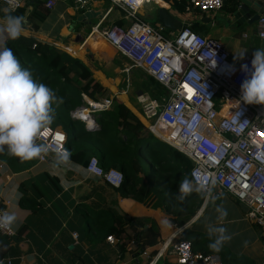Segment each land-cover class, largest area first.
<instances>
[{
  "label": "crops",
  "instance_id": "1",
  "mask_svg": "<svg viewBox=\"0 0 264 264\" xmlns=\"http://www.w3.org/2000/svg\"><path fill=\"white\" fill-rule=\"evenodd\" d=\"M22 3L24 6L26 0H22ZM150 5L142 7L138 15L149 24L155 23L152 24L154 27H162L166 37L174 38L183 26H198L200 33L221 41L236 64L246 55H252L257 48L264 47L263 38L256 32L257 21L252 24L255 34L250 36L247 32L251 24L239 23L225 8L220 12L230 26H240V38L233 36L229 29L223 33L209 31V25L217 24L218 12L204 13L192 9L181 13L171 6L168 12L174 20L173 28L165 26L159 19V8ZM48 9L51 12L40 28L35 30L26 23L22 36L51 44L81 59L101 85L110 91L111 97H116L132 110L144 124L145 130L153 134H146L149 135L144 137L147 142L139 149V155H144L150 170L139 160L144 167L139 173L142 189L137 193L139 198H135L131 194L122 196L118 188L87 170L85 162L91 156L89 150L83 153L85 162L81 163L70 156L67 162H59L57 154L49 152L45 160L38 157L21 161L5 148L0 152V207L15 213L17 222L13 226L16 233L7 236L8 242L0 236V253H5L0 264H7L8 260H12L13 264H144L147 260L142 254L143 250L134 251V244L128 245L125 258H122L119 244L125 239L120 241L115 235V243L107 239L112 234L106 235V229L119 215L125 220L140 217L158 224L159 242L147 248L151 257L164 251V257L158 260V264H178L170 244L176 236L183 237L186 230L189 237L195 238L199 249H210L209 243L215 236L209 237L208 225L224 227L226 234L231 236L223 244L228 252L224 253L228 260L226 264H244L243 260L264 264V231L248 218L249 207L236 196L226 193L221 198L207 201L203 194L193 191L183 203L174 199L171 213L164 209L163 188L167 183H164V175L152 165L148 152L152 148L162 147L170 159L166 166H182L184 161L189 164L190 160L167 142L168 134L165 135L163 129L169 133L168 128L148 122L139 102V95L143 92L131 84L126 89L122 88L124 73L128 81L131 71L126 72L129 71V67H126L128 64L119 65L117 61L126 57L93 29L97 25L100 30L115 24L129 26L132 20L126 17L123 10L111 8L108 0H91L83 8H79L74 0H56ZM10 11L0 0V21ZM87 12H90V16L82 17ZM224 42H227L226 45ZM243 51L245 54L241 59L237 54ZM77 114L74 116L72 112L74 118L84 122L85 129L98 128V116L91 113L89 108ZM92 122L94 127L88 125ZM155 128L159 131H155ZM156 138L165 145L157 144ZM173 175L172 168L166 170V182ZM217 207L227 211L223 220L219 219ZM187 208H192L194 214L180 224L185 218L183 210ZM204 217L208 220L201 225ZM74 233H77V238ZM218 255L221 264H225L224 257Z\"/></svg>",
  "mask_w": 264,
  "mask_h": 264
},
{
  "label": "built area",
  "instance_id": "2",
  "mask_svg": "<svg viewBox=\"0 0 264 264\" xmlns=\"http://www.w3.org/2000/svg\"><path fill=\"white\" fill-rule=\"evenodd\" d=\"M11 11L23 6L22 0H1ZM91 0H74L79 8ZM111 8L123 10L131 19L129 26L115 24L102 30L93 29L104 36L126 58L154 77L168 90L167 97L159 103L149 94L139 95L144 115L155 119L154 125L169 129L167 142L192 162L191 182L211 187L207 201L230 193L249 207L248 218L264 231V104L239 103L240 85L246 78L241 65L251 67L252 55H246L236 64L224 44L208 35L183 26L174 38L166 37L161 27H154L138 15L139 10L154 4L170 9L166 0H108ZM228 0H190L188 10L204 13L222 11ZM27 2V0H26ZM56 0H48L51 8ZM163 2L165 4H163ZM256 32L264 39V15L257 21ZM247 36V35H245ZM215 62V67L212 63ZM91 113L109 109L112 99L100 102L86 98ZM94 127V123L88 124ZM153 128V127H152ZM63 137V139H59ZM49 153L67 152L68 135L60 127H44L39 139ZM46 152V153H48ZM46 153L39 157L45 160ZM87 170L103 178L113 187L124 182V173L117 168L105 169L97 156L90 157ZM214 182V183H213ZM7 212L0 207V214ZM15 230H0V235L13 236ZM77 238V233H74ZM116 242L113 235L107 237ZM134 241L129 245L133 246ZM178 264H221L218 254L194 251L190 240L176 236L170 244ZM144 264H158L164 251L150 256L142 251ZM3 263V260H0ZM7 264H13L8 260Z\"/></svg>",
  "mask_w": 264,
  "mask_h": 264
},
{
  "label": "trees",
  "instance_id": "3",
  "mask_svg": "<svg viewBox=\"0 0 264 264\" xmlns=\"http://www.w3.org/2000/svg\"><path fill=\"white\" fill-rule=\"evenodd\" d=\"M31 1L33 2L31 3ZM166 1L171 4L172 8L181 13L186 12L191 4L190 0ZM47 2L48 0H27L24 6L15 11H10L5 16L9 14L22 15L25 17L24 24L27 23L36 30L46 21L51 12L46 7ZM239 4L240 0H228L224 8L228 13L233 14ZM191 28L197 31L199 27L193 25ZM6 46L12 49L22 68L29 69L37 82L50 87L58 97V103L53 105L55 117L50 126H60L67 133L69 156L83 163L85 162L83 153L89 150L91 152L90 157L97 156L105 169L117 168L124 173V182L118 187L122 196L131 194L133 197L139 198L137 193L141 192L142 189L140 186L142 179L139 173L144 169L139 161V149L143 143L147 142L144 137L153 135L150 131L145 130L142 121L124 103L116 97H111L110 91L101 85L90 67L78 57H74L67 51L51 44L22 35L19 39L8 40ZM117 62L119 65H123L122 60ZM129 63L128 67L132 73L128 78L130 84L137 86L143 93L149 92L153 99L162 103L163 98L168 95L167 88L143 69L135 68L130 60ZM126 79V73H124L122 83L124 89L129 85ZM86 98L96 102L105 98L112 99V105L109 109L95 112L99 123L97 129H85L84 122L72 116V112L77 108L88 106ZM155 131L159 130L155 128ZM122 135L126 137L124 138ZM155 142L162 146L165 145L157 138ZM161 148H152L148 152V157L152 165L157 168L156 170H159L165 177L164 183L167 185L163 188V203L164 209L171 213L174 206L173 201L178 194V184L185 177L191 181L192 163L189 159V164L184 161L182 166H166L170 159ZM171 168L174 175L169 177L166 182V170ZM176 176L178 177L174 180ZM183 211L185 218L180 221V224H183L194 214L192 208ZM129 229L131 232L128 233ZM108 234L115 235L119 240L125 239L119 244L122 258H125L127 246L131 241H134V251H137L157 245L160 239L159 226L155 221L140 217H131L125 220L121 215L117 216L115 222L106 229V235ZM188 234L189 231L186 230L183 239L191 241L194 251H202L205 254L218 253L224 257L225 264L228 262L227 255L224 254L228 252L224 245L219 252L211 249H199L195 238L189 237ZM0 236L3 241L8 242L7 236ZM4 256L5 253L1 252L0 259ZM228 258H231L230 255ZM243 262L244 264H252V261L249 260H243Z\"/></svg>",
  "mask_w": 264,
  "mask_h": 264
},
{
  "label": "clouds",
  "instance_id": "4",
  "mask_svg": "<svg viewBox=\"0 0 264 264\" xmlns=\"http://www.w3.org/2000/svg\"><path fill=\"white\" fill-rule=\"evenodd\" d=\"M25 17L22 15H6L0 21V152L5 151L29 161L49 151L44 144L37 143L41 130L49 126L55 117L54 104L58 103L55 92L43 83L37 82L29 69L21 67V63L12 49L7 47L8 40H16L24 32ZM245 51L238 53L243 58ZM248 64L241 65L246 78L240 85L241 95L238 102L245 104H264V47L257 48ZM215 67V62L212 63ZM69 153L57 152L59 162H67ZM214 183V182H213ZM193 191L211 196V187L201 183L194 186L188 178L178 184L175 199L183 203ZM219 219L227 216V211L217 207ZM17 222L15 213L0 214V230H11ZM165 223H168L165 221ZM209 237L215 239L209 248L219 252L223 244L231 239L224 227L207 226Z\"/></svg>",
  "mask_w": 264,
  "mask_h": 264
},
{
  "label": "water",
  "instance_id": "5",
  "mask_svg": "<svg viewBox=\"0 0 264 264\" xmlns=\"http://www.w3.org/2000/svg\"><path fill=\"white\" fill-rule=\"evenodd\" d=\"M160 21L163 24L169 27H175L174 20L171 18L168 9L159 8ZM264 15V1L263 0H240L239 7L233 12L232 16L239 22H247L253 24L259 20V18ZM90 16V12L84 13L82 17ZM264 44V39H263ZM89 127V126H87ZM91 128V127H90ZM40 144H44L41 141H38Z\"/></svg>",
  "mask_w": 264,
  "mask_h": 264
},
{
  "label": "rangeland",
  "instance_id": "6",
  "mask_svg": "<svg viewBox=\"0 0 264 264\" xmlns=\"http://www.w3.org/2000/svg\"><path fill=\"white\" fill-rule=\"evenodd\" d=\"M149 5V4H148ZM147 6V5H146ZM150 6H152V4L150 5ZM152 24H155V23H153L152 22ZM151 24V25H152ZM241 24H243V23H241ZM254 24V23H253ZM158 28V27H157ZM209 28H210V30L209 31H212V33L213 32H224V30H230V32L233 34V36H236V38H240V36H241V33H239L240 32V26L239 25H236V24H234V25H229V22H228V20L221 14V12L219 11L218 12V14H217V24L215 25V26H213V25H209ZM252 30V31H251ZM249 32H247V34L248 35H253V34H255V32L253 31V25L251 24V28H250V30H248ZM199 32V31H198ZM172 39V38H171ZM223 41H226V40H223ZM225 43V45H226V43L227 42H224ZM122 58V57H121ZM122 60H123V63H125L126 65L128 64H130L129 63V60H127L126 58H122ZM126 67H128V66H126ZM126 72H128V73H130V69H129V71H127L126 70ZM128 75H132V73H130V74H128ZM129 78H130V76H129ZM126 81H127V79H126ZM128 83H129V85H130V79H128ZM148 94H149V92H147ZM150 95V94H149ZM151 96V95H150ZM141 111H142V109H141ZM144 120V119H143ZM147 120H148V122L149 123H153L154 121H155V119H149V118H147ZM145 121V120H144ZM145 124H146V126L148 125V123L145 121L144 122ZM163 131H164V134L165 135H167L168 133H167V129H163ZM179 155V154H178ZM179 157H181L180 155H179ZM139 158H140V161L143 163V164H145L146 165V159H145V157H144V155H139ZM181 159V158H180ZM182 159H184V158H182ZM181 159V160H182ZM146 167H148L147 165H146ZM148 169L150 170V167H148ZM207 217H204L203 218V220H202V222H201V225H203L204 223H206L207 222ZM200 224V223H199ZM161 263L163 262L162 260L160 261Z\"/></svg>",
  "mask_w": 264,
  "mask_h": 264
},
{
  "label": "snow or ice",
  "instance_id": "7",
  "mask_svg": "<svg viewBox=\"0 0 264 264\" xmlns=\"http://www.w3.org/2000/svg\"><path fill=\"white\" fill-rule=\"evenodd\" d=\"M137 2H139V0H137ZM59 139H63V137H59Z\"/></svg>",
  "mask_w": 264,
  "mask_h": 264
}]
</instances>
